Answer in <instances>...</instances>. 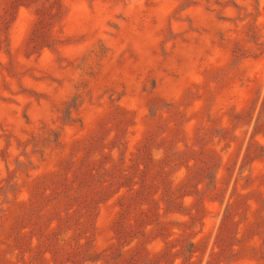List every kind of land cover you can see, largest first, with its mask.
<instances>
[{
	"label": "rangeland",
	"instance_id": "374dc122",
	"mask_svg": "<svg viewBox=\"0 0 264 264\" xmlns=\"http://www.w3.org/2000/svg\"><path fill=\"white\" fill-rule=\"evenodd\" d=\"M0 264H264V0H0Z\"/></svg>",
	"mask_w": 264,
	"mask_h": 264
}]
</instances>
